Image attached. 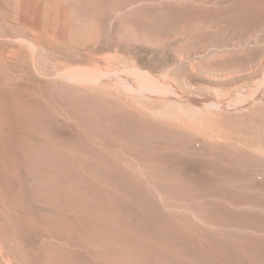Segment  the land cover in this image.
Segmentation results:
<instances>
[{
    "label": "rangeland",
    "instance_id": "1",
    "mask_svg": "<svg viewBox=\"0 0 264 264\" xmlns=\"http://www.w3.org/2000/svg\"><path fill=\"white\" fill-rule=\"evenodd\" d=\"M44 7L85 31L50 42ZM125 69L169 74L205 104L250 103L211 117L223 142L197 143L101 116L55 77L104 78L96 93L132 100L112 75ZM108 124L122 143L47 141ZM0 264H264V0H0Z\"/></svg>",
    "mask_w": 264,
    "mask_h": 264
},
{
    "label": "bare ground",
    "instance_id": "2",
    "mask_svg": "<svg viewBox=\"0 0 264 264\" xmlns=\"http://www.w3.org/2000/svg\"><path fill=\"white\" fill-rule=\"evenodd\" d=\"M43 9L45 12L44 18H48V20L50 22L49 28L51 31H50V35L47 37V39L52 43L58 44V46L62 47L63 49L68 48L69 44L73 43L75 34L76 33L78 34V32H77L78 30H81V31L84 30L85 31V29H86L85 28L86 24L85 25L83 24L84 23L83 17L72 16V15L67 14L66 12L62 11L61 9H59L57 7H53V8L52 7H44ZM37 14L40 15V17L42 18V23H43V13L37 12ZM26 19L29 20L28 18H26ZM19 22H20V20H19ZM27 23H28V21H27ZM13 52H14V50H13ZM73 54H68L69 57H64L63 64L66 63L67 65H71L74 62L82 60V56H79V55L74 56ZM14 55L15 54H13V56ZM10 56H12V55H10ZM191 70L193 72V67H191ZM201 70H202V72L204 71V73H207V76L212 75V77L216 78V77H219V75H220L217 73L208 72V71L203 70V69H201ZM168 71L170 73V69ZM109 75H110V73H109ZM112 75H113V77L115 76V78L118 82L123 83L127 88H129L130 90L129 89L128 90L130 92L134 93L133 96L135 95L136 97H134V99L131 98L132 100H129L130 97L126 98V96L124 95L125 99L120 100L118 97L110 96L112 93L107 95L108 93L106 94L104 91L103 92L105 94L99 95L98 93H96L98 91V90L96 91V88L98 87V85L99 86L105 85L106 81H104V78H94V77H90V76L88 77V76H84L83 74L81 75L79 73L75 74V73H60V72L58 74H56L55 77L60 78L63 81H65L64 83H67V86L69 84L68 87L70 88V90L72 88V93H74L78 98H80V100L87 101L88 103H90L94 107H96L97 111L99 110L98 112L102 113L101 116L109 115L110 112H114L118 116H125L126 118H129L130 120H141L144 123L145 122L154 123V126L156 129L165 130V131H167V133H168V131L171 132L170 134H172V132H180L179 135L182 134L184 136H193V138L196 139L197 143L207 142V141L218 142V140L223 139L221 136L222 135L221 133L223 130L221 131L220 129H218V130L216 129L217 124H218L216 122L217 120L214 121L215 123H217L215 125L216 128H213V127H215L214 125H211V126H213L212 127L213 129H211V127L209 126V124H211V123L213 124V120L209 122L211 117L212 118L214 117V119H216V117L219 115V113H218L219 111L223 112L225 110L226 111L227 110H232V111L237 110V109L241 108L243 102L245 105H248L250 103L249 98H247L248 100L246 99V101H243L241 103L240 102L238 103L235 101H233V102L224 101L221 99L218 101H213L211 104H205V103L198 101V100L188 99L184 96V94L181 93L182 91L180 92V90L177 89V86H176L177 84H176L175 80H172L171 78H169V74L152 75L151 73L145 72V71H139L136 69H125V70H121V71H114ZM184 78H185V76H184ZM222 78H224V76ZM47 83L52 84L53 82L49 81ZM103 90H105V89H103ZM94 93H96L97 95H93ZM127 93H129V92H127ZM140 98H145V100H144L145 102H143V99L141 101ZM75 100H77V99H75ZM52 103H54V102H52ZM56 107L58 108L57 105H56ZM71 108H73V107L71 106ZM87 108L90 110V108L88 106H87ZM82 109H85V108L82 107ZM71 110H73V109H71ZM87 114H89V113H87ZM222 114H225V112H223ZM227 114H228V112H227ZM75 119H78V118L75 117ZM98 119H99V117L97 118V120ZM220 124H222V123H220ZM107 127L109 129L106 131L104 129L101 130L99 128L93 129L92 135L84 134V133H82L83 131L81 128L75 127L74 131L67 130L65 132L66 137L63 138L61 136V134L63 133L62 131L64 130V127L62 125H59V127L56 128V135L52 133L53 135H51L47 139V141L49 140V143L50 142H51V144L55 143V145L56 144H69V142L75 143L79 146H82L84 149H86V145H88V143H87L88 141L89 142L91 141L90 143H93V144L98 143V142L99 143L102 142V143L110 145V146H115V145L122 143V142H120L119 137L112 136L110 134L112 131L118 132L120 128H118V126L116 124H108ZM221 127H222V125L220 127L218 126V128H221ZM218 131H220L221 133ZM86 132H87V130H86ZM161 132H164V131H161ZM158 135H157V137H158ZM172 135H175V134L173 133ZM172 135H168V136L173 137ZM179 135H177V137ZM164 136H166V135L164 134ZM177 137L175 136V138H177ZM158 138H157V140L160 139V138L159 139ZM226 138H225V140H226ZM178 139L180 140V138H178ZM178 139H175V140H178ZM166 140H169V139H166ZM181 140H183V139H181ZM159 141H161V140H159ZM171 142H172V139H171ZM173 142H174V139H173ZM182 142H184V141H182ZM227 143H229V142H227ZM227 143L225 142V145ZM54 149H55V147H54ZM87 149L93 150V148H89V147ZM93 156L96 157L95 155H93ZM93 156L90 159H92ZM48 158H47V160H48ZM51 158H52V154H51L50 160H52ZM59 162H61V163L63 162L65 164V160H63V159H60ZM74 162L77 163L79 166L80 165L82 166L83 164H85L86 158L79 156V157H76V159L74 158V161L72 163H74ZM51 165H54V164H51ZM74 167H72L71 169L73 170ZM57 168L59 169L60 166ZM74 170H79V169L74 168ZM59 171L61 172V169H59ZM62 171L64 172V170H62ZM67 172H68V176H70L69 173L72 174V171L70 172L68 170ZM77 172H79V171H77ZM77 172L75 173L76 175H77ZM65 177H67V176H65ZM73 179H74V177H73ZM81 184H82V182H81ZM60 185H62V184H60ZM64 196H66V195H64ZM68 198H70V197H68ZM122 238H124V237H122Z\"/></svg>",
    "mask_w": 264,
    "mask_h": 264
}]
</instances>
